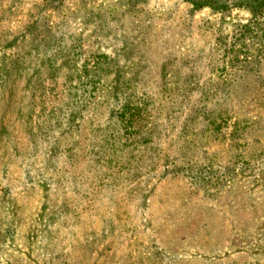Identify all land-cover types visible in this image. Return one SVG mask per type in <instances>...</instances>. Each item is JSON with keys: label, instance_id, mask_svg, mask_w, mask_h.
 <instances>
[{"label": "rangeland", "instance_id": "374dc122", "mask_svg": "<svg viewBox=\"0 0 264 264\" xmlns=\"http://www.w3.org/2000/svg\"><path fill=\"white\" fill-rule=\"evenodd\" d=\"M0 264H264V0H0Z\"/></svg>", "mask_w": 264, "mask_h": 264}]
</instances>
